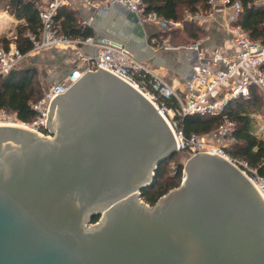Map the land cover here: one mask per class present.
I'll return each instance as SVG.
<instances>
[{"label":"water","instance_id":"obj_1","mask_svg":"<svg viewBox=\"0 0 264 264\" xmlns=\"http://www.w3.org/2000/svg\"><path fill=\"white\" fill-rule=\"evenodd\" d=\"M124 15L131 39L97 36L150 58ZM46 128L52 138L0 126V264H264V198L225 159L191 157L178 188L142 200L176 140L119 76L88 71L54 97Z\"/></svg>","mask_w":264,"mask_h":264},{"label":"built area","instance_id":"obj_2","mask_svg":"<svg viewBox=\"0 0 264 264\" xmlns=\"http://www.w3.org/2000/svg\"><path fill=\"white\" fill-rule=\"evenodd\" d=\"M74 1L83 2L100 16H106L112 10L120 15L127 11L136 15L142 26L149 23L158 25L161 30H167L182 25L179 22L166 21L156 13H147L142 0H44L40 11V35L27 34L33 46L29 53L50 49L71 51L81 64L76 66L65 80L44 90L43 97L32 105L38 114L34 123H23L15 114L1 110L0 126L19 125L35 132L48 130L47 114L54 97L64 94L88 71L96 72L101 67L136 88L156 107L175 137L177 152H187L191 157L213 154L225 159L238 168L264 198V174L259 172V168H253L247 162L231 156L228 152L230 148L226 145L227 142L236 143L234 135L237 130L236 122L230 119L227 113L228 105L235 100H248L253 87L264 94V46L253 42L247 33L236 25L243 12L242 4L233 0H210L212 7L220 5L228 11L226 27L233 36L236 50L230 56L214 51L213 63H219L223 67L216 71L202 63L203 57L196 43L188 46L186 49L189 52V68L183 74L180 88H176L157 75L149 63L139 59L122 44L98 36L69 39L61 35L56 14L60 8L72 6ZM252 5L256 8L264 7V0H255ZM84 26L92 27V21L84 22ZM86 48L93 49L96 54L89 56L85 52ZM180 48L165 47L166 50ZM26 57L27 54L21 52L16 41L8 48L0 46V77L23 67ZM167 100H174L177 106L168 107ZM194 115L219 117L222 123L217 130L208 134L186 136L179 129V117ZM48 132L52 134L49 130ZM214 141L225 144H215ZM260 167L264 168V159Z\"/></svg>","mask_w":264,"mask_h":264},{"label":"trees","instance_id":"obj_3","mask_svg":"<svg viewBox=\"0 0 264 264\" xmlns=\"http://www.w3.org/2000/svg\"><path fill=\"white\" fill-rule=\"evenodd\" d=\"M239 1L243 6V12L238 17L236 25L240 26L253 42L264 46V7H253L255 0ZM147 13H156L166 21L183 23L184 29L177 31L162 30L157 38L160 43L177 36L181 31L185 34V45L191 41H199L204 36V31L196 23L185 19L186 13L196 15L200 11H210V0H142ZM0 11L8 12L16 20L23 22L16 32V44L23 54L32 50V43L27 34L39 36L42 28L40 8L33 0H0ZM58 31L69 39L94 37L95 31L91 27L84 26L78 13L71 7H62L56 14ZM4 47H9L6 40L0 41ZM44 90L40 85L39 73L34 68L21 67L12 71L9 75L0 77V111L6 110L17 116L23 123L32 124L37 120L38 114L32 105L43 97ZM264 95L258 88H251L248 100L239 99L232 101L227 107L230 119L236 122L237 130L234 135L236 143L228 150L235 158L247 162L253 168H259L264 174V168L260 165L264 159V140H260L252 134L253 120L251 113H262ZM170 108H175L174 100H167ZM222 119L211 116H187L179 117V129L186 136L192 134L205 135L218 129ZM48 135V130L43 129ZM178 154L162 162L156 171L153 183L141 191L142 200L154 206L159 199L169 191L178 188L183 176V165H178L175 176H168V164ZM99 221L94 217L92 223Z\"/></svg>","mask_w":264,"mask_h":264},{"label":"crops","instance_id":"obj_4","mask_svg":"<svg viewBox=\"0 0 264 264\" xmlns=\"http://www.w3.org/2000/svg\"><path fill=\"white\" fill-rule=\"evenodd\" d=\"M33 1L41 10L44 0ZM70 7L78 13L81 21L85 23L92 21L91 28L95 31V36H97V32L100 30L107 31L114 35L120 32L124 33V29L128 32V24L124 14L120 15L112 10L106 16H100L94 9L86 6L81 1H74ZM195 16L196 18H193ZM228 16V11L220 5L212 7V10L207 12L200 11L196 15L186 13L185 19L187 21L196 22L204 31V36L199 41H191L185 46H179L181 48L178 50H168L167 58H164L162 55L164 54L163 51L166 50L165 47H169L167 43L168 39L160 43L157 38V35L162 31L161 28L155 24H144L143 28L150 46H141L142 52L150 57L144 61L149 63L154 72H157V75L163 77L176 88H180L183 74L189 68V52L186 48L190 45L196 43L199 46V52L203 57V64L216 71L223 69L222 65L219 63H213L212 57L214 51H218L225 56H230L233 55L236 50L233 36L226 27ZM181 24L178 30L182 31L184 25L183 23ZM30 54L29 52L27 53L23 66L26 68H34L38 71L41 83L45 87L44 90L48 89L53 84L65 80L71 71L81 64L74 52L50 49L37 53L38 57L42 56L43 60L47 59L46 64L48 66L43 68L41 67L43 64L39 63L38 57H31L33 55Z\"/></svg>","mask_w":264,"mask_h":264},{"label":"rangeland","instance_id":"obj_5","mask_svg":"<svg viewBox=\"0 0 264 264\" xmlns=\"http://www.w3.org/2000/svg\"><path fill=\"white\" fill-rule=\"evenodd\" d=\"M0 15L9 17V20L6 23L0 25V41L6 40L7 42H9V45H10L11 43L15 42L17 28L22 23H20L14 17L10 16L8 12L0 11ZM178 29H179V27H177V28L170 27L166 31H177ZM176 34H177V36L172 37L170 40L167 41V43L169 44V47L175 48V47H179V46H185V41H184V39L186 37L185 34H183L181 31L177 32ZM114 36L117 37L118 39L122 40V41H126L128 39H131L130 38L131 36L129 35V32H126L125 29H124V33L120 32V33H117ZM0 46H4V43H0ZM167 51L168 50H164L163 51L164 54L162 56L164 58H167L166 56H168ZM170 51H172V50H170ZM43 53H45V52H43ZM30 55H33L31 57H35V58L38 57L37 53H33V54H30ZM41 59H42V56H39L38 57L39 63L43 64L41 67L44 68V67L48 66L46 64L47 63V59H44V60L43 59L41 60ZM155 73H157V72H155ZM39 79H40V75H39ZM40 85H41L42 89L44 90L45 87L41 83V80H40ZM263 100H264V98H263ZM262 110H263L262 113H257V114L251 113L250 114V117L253 120L252 134L255 137H257L258 139H260V140H264V103H263V109ZM15 124H17V123H15ZM36 131H37L38 134H40L42 136H45V137L47 136V137H51V138L53 137L52 134L45 135L42 131H38V130H36ZM213 143L219 144V145L225 144V143H223V142L221 143L219 141H214ZM226 145H227L228 148H231L234 145V143L233 142H231V143L227 142ZM177 154H178V156L173 161H171L168 164L167 169H168V176L169 177L170 176L172 177V176L176 175L175 172H176V169H177L178 165H180V164L183 165V169H184V165L191 158V155L188 154L187 152H177ZM183 178L184 177L182 176L181 182H182ZM181 182H180V184H181Z\"/></svg>","mask_w":264,"mask_h":264},{"label":"bare ground","instance_id":"obj_6","mask_svg":"<svg viewBox=\"0 0 264 264\" xmlns=\"http://www.w3.org/2000/svg\"><path fill=\"white\" fill-rule=\"evenodd\" d=\"M8 20H9V17H8V16H1V15H0V25L6 23ZM128 38H129V37H128ZM10 126H12V127H21V128H24V127L19 126V125H10ZM25 129H26V128H25ZM31 131H33V130H31Z\"/></svg>","mask_w":264,"mask_h":264}]
</instances>
